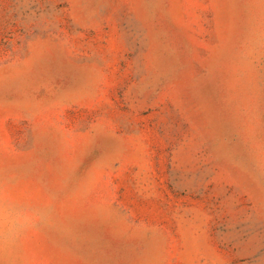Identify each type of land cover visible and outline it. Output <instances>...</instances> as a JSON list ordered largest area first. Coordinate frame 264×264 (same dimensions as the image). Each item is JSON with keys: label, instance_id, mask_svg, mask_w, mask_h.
<instances>
[{"label": "rangeland", "instance_id": "374dc122", "mask_svg": "<svg viewBox=\"0 0 264 264\" xmlns=\"http://www.w3.org/2000/svg\"><path fill=\"white\" fill-rule=\"evenodd\" d=\"M0 264H264V0H0Z\"/></svg>", "mask_w": 264, "mask_h": 264}]
</instances>
